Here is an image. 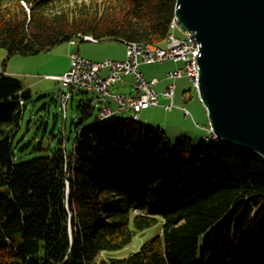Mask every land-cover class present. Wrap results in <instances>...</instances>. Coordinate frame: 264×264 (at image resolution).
Returning a JSON list of instances; mask_svg holds the SVG:
<instances>
[{
	"label": "trees",
	"instance_id": "16d2710c",
	"mask_svg": "<svg viewBox=\"0 0 264 264\" xmlns=\"http://www.w3.org/2000/svg\"><path fill=\"white\" fill-rule=\"evenodd\" d=\"M175 6L176 0H0V47L9 58L86 37L164 45ZM78 88L86 94L71 119L78 129L73 147L60 139L50 152L16 161L15 138L33 92L0 71V264H264L261 154L219 138L189 149L187 133L172 146L133 111L97 114L84 124L97 106L93 91ZM184 94L190 98V90ZM68 102L64 108L61 101L63 128ZM167 102L159 97L152 106ZM175 108L174 97L166 110ZM160 221L162 234L126 256L106 257Z\"/></svg>",
	"mask_w": 264,
	"mask_h": 264
},
{
	"label": "rangeland",
	"instance_id": "374dc122",
	"mask_svg": "<svg viewBox=\"0 0 264 264\" xmlns=\"http://www.w3.org/2000/svg\"><path fill=\"white\" fill-rule=\"evenodd\" d=\"M176 35L183 36L177 30ZM124 51L125 45L120 41L93 42L89 39L79 40L78 42L65 40L49 50L34 54L16 53L9 58L7 51L0 47V71L5 69L8 73L20 78L24 85L31 88L33 92L32 101L26 105L15 138L16 161L30 159L50 152L51 149L60 146V139H63L66 147L71 149L77 137L78 129L71 125V119L72 117H79L77 105L86 93L78 87L73 89V96L67 105V124L63 128V110L58 93L60 90L67 92L69 88L65 87L61 81L48 76L63 75L70 67L72 53H79L88 59L101 61L110 58L112 55L121 56ZM183 66V61L166 60L149 63L141 60L140 70L147 79L157 82L155 89L160 93L168 86L170 81L167 77L168 72ZM108 72L109 70L106 69L102 71V75H107ZM132 79L131 75L126 76L125 81L112 85L110 91L129 92ZM175 82L177 88L174 111L170 112L164 106H152L142 111L140 122L160 130L166 138L169 137L172 146L178 145L182 133H187V136L191 138V142L187 141L186 143L189 149L216 144L218 138L209 134L208 129H203L202 126L197 124V122L202 125L205 123L202 112L205 105L201 101L198 91L192 88V81L184 74L182 77L176 78ZM189 90L194 93V98L186 103L184 93ZM87 94L91 96L92 92ZM197 99L200 100V103ZM160 100L161 104L168 101L162 94ZM183 105L190 109L192 113L190 116L185 117L182 111L179 110ZM98 109L99 107H96L95 114L85 120L84 124L91 123L94 120L98 114ZM125 114L129 115L130 112H125ZM40 146L44 149H41ZM162 229L163 221H160L157 225L140 232L129 245L105 255L106 257L126 256L139 249L150 238L162 234Z\"/></svg>",
	"mask_w": 264,
	"mask_h": 264
},
{
	"label": "water",
	"instance_id": "95a60500",
	"mask_svg": "<svg viewBox=\"0 0 264 264\" xmlns=\"http://www.w3.org/2000/svg\"><path fill=\"white\" fill-rule=\"evenodd\" d=\"M175 14L200 44L212 134L264 157V0H176Z\"/></svg>",
	"mask_w": 264,
	"mask_h": 264
},
{
	"label": "built area",
	"instance_id": "2783aa9c",
	"mask_svg": "<svg viewBox=\"0 0 264 264\" xmlns=\"http://www.w3.org/2000/svg\"><path fill=\"white\" fill-rule=\"evenodd\" d=\"M180 29L183 37H178L173 32L170 39L163 46L140 47L137 43L125 42L126 58L115 60L107 58L102 61H94L81 56L79 53H72L70 67L63 75L48 76L49 78L61 81L65 87H80L93 91L95 98L93 103L99 107L98 117H108L116 112L133 111V117H140L143 109L159 104V93L155 90L156 82L148 80L141 72L139 65L141 60L149 63H156L168 59L183 60V68L171 71L168 77L172 80L162 92L163 96L169 99L165 107L170 109L174 104L176 83L174 79L187 75L190 77L193 86L198 90L199 83V43L193 32L186 30L176 19L175 30ZM76 42V41H72ZM108 69L107 75L103 76L102 71ZM127 75L134 76L133 92L122 94L111 92L110 87L117 82L124 81ZM63 107H66L70 99V93L59 91ZM190 111L185 108V114Z\"/></svg>",
	"mask_w": 264,
	"mask_h": 264
},
{
	"label": "bare ground",
	"instance_id": "6f19581e",
	"mask_svg": "<svg viewBox=\"0 0 264 264\" xmlns=\"http://www.w3.org/2000/svg\"><path fill=\"white\" fill-rule=\"evenodd\" d=\"M176 19H179L178 17H177V15L174 13V16H173V18H172V20H171V22H170V32H169V34L167 35V38H166V40H165V43L167 42V40L168 39H170L171 37H172V35H173V32L175 31V34H176V30H179L181 33H182V31L180 30V29H176L175 30V25H176ZM180 21V20H179ZM180 24H181V22H180ZM181 26L183 27V25L181 24ZM184 28V27H183ZM186 29V28H185ZM186 30H188V29H186ZM190 31V30H189ZM192 32V31H191ZM194 34V33H193ZM182 35H183V33H182ZM195 35V34H194ZM178 36V35H177ZM178 37H183V36H178ZM195 38H196V36H195ZM86 39H92L91 37H86ZM196 40H197V38H196ZM128 42H133V43H137V46H140V47H151V46H158V44H152V43H149V42H144V41H133V40H127ZM198 41V40H197ZM199 43V42H198ZM165 45V44H164ZM160 46H163V45H160ZM199 48H200V44H199ZM198 57H199V55H198ZM168 60H174V59H168ZM166 61V60H165ZM174 61H183V60H174ZM184 62V61H183ZM199 62V61H198ZM141 63V62H140ZM157 63V62H156ZM184 65H185V63H184ZM184 67V66H183ZM183 67H180V68H183ZM139 68H140V65H139ZM177 69H179V68H177ZM176 70V69H175ZM172 71H174V70H172ZM142 72V71H141ZM171 71H169L168 72V74L170 73ZM143 73V72H142ZM144 74V73H143ZM199 74H200V65H199ZM145 76V75H144ZM183 76V75H182ZM181 76V77H182ZM187 76V75H186ZM189 77V76H188ZM146 78V77H145ZM180 78V77H179ZM190 78V77H189ZM148 80H151V79H148ZM191 80V79H190ZM172 80H170L169 81V83L171 82ZM156 82V81H155ZM174 82H175V79H174ZM168 83V84H169ZM176 83V82H175ZM156 84H157V82H156ZM155 87V86H154ZM176 88H177V83H176ZM176 88H175V91H176ZM156 90V89H155ZM157 91V90H156ZM164 91V90H163ZM162 91V92H163ZM158 92V91H157ZM162 92H158L159 93V96L162 94ZM163 95V94H162ZM165 97V96H164ZM166 98V97H165ZM168 99V98H167ZM206 108V107H205ZM207 110V109H206ZM208 112V111H207ZM109 117V116H108ZM103 118H106V117H103ZM103 118H101V119H103ZM135 119H139L140 117H134ZM205 128H207L208 129V131H210V133L209 134H212V127H211V125H210V122H209V124H208V127H205ZM213 135V134H212ZM213 136H215V135H213ZM216 137V136H215ZM217 138H219L218 136H217ZM220 139V138H219Z\"/></svg>",
	"mask_w": 264,
	"mask_h": 264
},
{
	"label": "crops",
	"instance_id": "0c3cea01",
	"mask_svg": "<svg viewBox=\"0 0 264 264\" xmlns=\"http://www.w3.org/2000/svg\"><path fill=\"white\" fill-rule=\"evenodd\" d=\"M177 31H179V30H177ZM180 32V31H179ZM181 33V32H180ZM117 41H120L122 44H124L125 45V51H124V54L123 55H121V56H115V55H112L110 58L111 59H115V60H122V59H125L126 58V44H125V42L124 41H122V40H117ZM93 42H98V41H93ZM101 42V41H100ZM107 59V58H106ZM172 71V70H171ZM7 72V71H6ZM128 76H130V75H128ZM132 76V75H131ZM132 78H133V76H132ZM125 79H126V77L124 78V81H125ZM133 85H134V78L131 80V83H130V91L129 92H121V91H119V92H117V93H122V94H130V93H132L133 92V90H134V88H133ZM196 90V89H195ZM186 99H188L187 101H185L186 103L191 99H193L194 98V93L193 92H190V98L188 97V95L185 97ZM185 100V99H184ZM198 100V99H197ZM198 102L200 103V100H198ZM186 106V105H185ZM187 107V106H186ZM188 108V107H187ZM204 108V107H203ZM189 109V108H188ZM180 111H182V113H183V115L185 116V117H187V116H190L192 113H191V111H190V109H189V111H190V113L188 114V115H186L185 114V112L183 111V109L182 108H180L179 109ZM174 111V110H173ZM202 112H203V120H204V124L202 125L201 123H198L197 122V124L199 125V126H202L203 127V129L205 128V127H208V124H209V119H208V117H207V111H206V108H204L203 110H202ZM171 122V121H170ZM173 125V124H172ZM187 127V126H186ZM185 131V130H184Z\"/></svg>",
	"mask_w": 264,
	"mask_h": 264
}]
</instances>
